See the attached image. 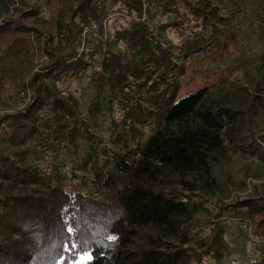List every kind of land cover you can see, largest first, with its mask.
Segmentation results:
<instances>
[{
    "label": "trees",
    "instance_id": "1",
    "mask_svg": "<svg viewBox=\"0 0 264 264\" xmlns=\"http://www.w3.org/2000/svg\"><path fill=\"white\" fill-rule=\"evenodd\" d=\"M53 1L58 45L46 49L45 73L30 81L29 104L0 118V264H68L87 250L91 264H219L228 252L224 218L249 222L251 236L264 242L262 192L215 214L206 200L220 192L213 167L232 152L264 161V139L261 145L244 135L246 116L264 111V75L246 88L244 111L211 88L183 93L189 66L221 62L240 46L233 25L239 3L145 0L141 21L140 0ZM19 4L18 16L0 20V79L25 74L14 59L29 55L33 28L23 19L37 10ZM223 4L232 8L227 17ZM255 9L264 48V0ZM113 13L137 20L81 52L88 20L101 23ZM260 60L264 69V50ZM75 80L94 93L87 118L75 97L62 96L60 87ZM66 155L74 158L70 173L58 161ZM40 160L52 163L40 167ZM71 243L77 248L65 251Z\"/></svg>",
    "mask_w": 264,
    "mask_h": 264
},
{
    "label": "rangeland",
    "instance_id": "2",
    "mask_svg": "<svg viewBox=\"0 0 264 264\" xmlns=\"http://www.w3.org/2000/svg\"><path fill=\"white\" fill-rule=\"evenodd\" d=\"M21 1L31 6L32 9H36L37 15L29 19L22 18L28 28H33V31L28 30L30 39L28 57L24 59L21 56L20 59H14L20 70L22 69L18 65L20 64L18 60H22L23 69H25L24 76L20 80H13L9 77L0 79V118L23 110L29 104L32 95L30 81L33 77L45 73L43 67L50 59L46 49L51 51L57 47L59 41L57 32L59 15L58 7L54 1ZM140 1L143 13L139 20L144 21L146 5L145 0ZM234 1L239 3L242 10V13L233 21L240 37V46L235 48L231 55L226 56L221 62L201 61L189 66L186 76L183 78V93L194 92L203 87L211 88L235 108L244 111L250 104L247 92H245L246 88L251 87L255 79H259L264 75V69L259 67L264 48L257 38L255 21L257 0ZM19 2L20 0H0V20L5 16H18L17 8L20 11L24 9ZM234 5L235 7L238 6L236 3ZM223 6L225 9H223ZM223 6L220 7L221 14L223 17H227L232 8L224 4ZM134 20H137L135 16H128L123 13H113L101 23L89 19L82 28L80 51L84 50L88 41L108 42L111 34L117 28H120V25H129ZM166 38L172 42L177 40V36L171 33H167ZM113 47L119 50L123 48L120 44ZM60 88L63 93L62 96L71 95L77 99L81 116L87 118V107L94 95L92 89L88 88L87 82L85 80H75ZM245 123L244 135H251L262 145L264 139V111L258 109L255 114L247 115ZM100 130L105 138L104 145H106L107 133L103 124L100 125ZM47 137L46 134L42 133L40 140L47 139ZM46 158L50 160L49 157L46 156ZM58 161L62 163L63 170L65 169L66 172L70 173L74 170V158L61 157ZM48 163L51 164L52 162L40 160L38 164L40 167L46 168L49 166ZM81 175L82 173H77V176ZM212 176L217 180L220 188L219 193L206 199L213 214L217 212L220 206L227 205L236 199L242 201L253 198L261 192L264 194V161L249 152H232L228 160H224L213 167ZM72 183L76 184L75 181H72ZM94 197L98 200L96 195ZM213 214L211 219H213ZM222 222L227 230L226 244L228 252L219 264H228L231 260H238L239 264H253L250 263L252 260H256V264H264V242L251 236L250 223L240 224L232 222L228 218L222 219ZM201 239L200 236L192 242L195 243ZM190 264H196L195 260H192ZM208 264L214 263L208 262Z\"/></svg>",
    "mask_w": 264,
    "mask_h": 264
},
{
    "label": "snow or ice",
    "instance_id": "3",
    "mask_svg": "<svg viewBox=\"0 0 264 264\" xmlns=\"http://www.w3.org/2000/svg\"><path fill=\"white\" fill-rule=\"evenodd\" d=\"M74 230L75 229L73 227H69L67 229L69 234H71ZM107 239L114 242L117 239V237L108 236ZM77 246L78 245L76 243H71V244H65L63 247L65 251H72L75 250ZM93 260H94L93 253L90 250H87L76 254L74 259L68 261V264H91Z\"/></svg>",
    "mask_w": 264,
    "mask_h": 264
},
{
    "label": "built area",
    "instance_id": "4",
    "mask_svg": "<svg viewBox=\"0 0 264 264\" xmlns=\"http://www.w3.org/2000/svg\"><path fill=\"white\" fill-rule=\"evenodd\" d=\"M240 262L238 260H234V261H229L228 264H239ZM250 263L256 264L257 261L256 260H252L250 261Z\"/></svg>",
    "mask_w": 264,
    "mask_h": 264
}]
</instances>
